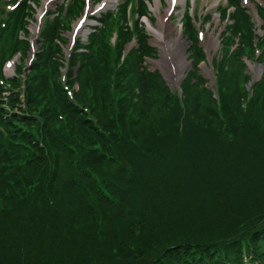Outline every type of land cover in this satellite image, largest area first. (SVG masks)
<instances>
[{
	"label": "trees",
	"instance_id": "1",
	"mask_svg": "<svg viewBox=\"0 0 264 264\" xmlns=\"http://www.w3.org/2000/svg\"><path fill=\"white\" fill-rule=\"evenodd\" d=\"M32 1L0 26L9 39L0 49V264H127L125 256L153 245H179L178 264H264V78L247 95L241 58L255 55L256 33L240 0L220 10L217 106L194 61L183 100L146 68L156 54L142 24H125L112 47L110 30L133 0L77 40L65 74L69 88L78 84L72 97L60 79L62 48L82 0L50 12L25 82L21 65L4 78V52L29 49L18 31H28ZM256 9L264 53V7ZM135 10L148 14L145 0ZM181 22L199 64L187 11ZM134 33L137 46L121 59Z\"/></svg>",
	"mask_w": 264,
	"mask_h": 264
},
{
	"label": "rangeland",
	"instance_id": "2",
	"mask_svg": "<svg viewBox=\"0 0 264 264\" xmlns=\"http://www.w3.org/2000/svg\"><path fill=\"white\" fill-rule=\"evenodd\" d=\"M12 0H0V26L3 25V22L5 20V14L9 13V12H13L11 11L15 5L11 2ZM64 0H38L36 2V5L34 6L33 1L30 2V4L33 6L32 7V15L31 18H33V21H31L29 27V30L27 32H25L24 34H20L18 32V34H20V38L27 40L28 44V38L31 39L32 43H34V45H30L29 44V49L27 51V53L21 57L20 56V60H19V54L16 53L13 56L10 55L9 57V51L7 50L6 52H4L3 56H4V60H3V64L2 67L4 69L5 72V76L4 78L8 79L10 77H12L13 75H15V73L17 72V66L21 65L22 66V70L19 72V76L21 78V83L25 82L26 79V75L29 73L31 65L34 61V54L36 52L37 46H38V33L40 30V26H41V22L43 20V17L40 18L39 21L36 20L37 15L39 14L40 11H42L45 15L46 11H49V14L46 16V18L44 19V21L51 16L50 12L54 11L56 9V5L62 3ZM120 1V0H119ZM118 1V2H119ZM168 1L169 0H160L159 3L157 4L156 0H153L152 3L149 5V11L150 14H139L136 10V1L133 0L132 2V9L130 10V12L128 13L129 9L126 10V15L125 16V20H122L120 18V21L118 24H114V26L111 28L110 30V35H109V41L110 44L113 46H115V43L119 40V37L121 35V31L123 32L125 30V24L128 25L129 30L134 28L135 26H137V23L142 24L143 27L146 28V34H147V41L149 43V45H151L154 50H155V56L152 57H146V58H152V59H148L145 63L146 68L150 71H158L162 78L164 79V84L166 86V88H168V90L170 91V93H174L176 94L179 99L183 100L184 98V83H185V79L189 73V71L192 68V64L191 61H194V67L195 66H199L198 67V74L200 76H202L205 79V88L206 90H209L211 93V97L215 100V104L217 106V103L220 99L219 97V91H220V82L218 79V73L217 70L215 68V66L213 65V60H218L219 58H221V52H220V47H221V40H220V33L226 29V26L224 25V23L226 24L227 22L224 21H220V15H219V6L222 5V0H192V6H188L189 8H187V10L190 11L191 16L195 15L196 17H198L200 14H202L201 16L198 17L197 23H195V27H194V31H197L198 36H199V40H200V46L202 47L201 49L204 50L203 54H204V59L201 60L198 64V57L197 55L193 54L192 57L190 58L189 55L191 53V51L189 52V39L188 37H186V34H188V31L181 27V16L186 8L185 6V0L183 1V3H179L176 5V7L174 8V10L172 11V14L166 18V22L169 23L170 25H172L175 30H177L178 32H180L184 43H183V56H184V60L187 62V66L182 70V72L180 73V75L178 76V79H175V82H170V80H168V78L163 74V72L161 71V67L156 65V61H159L160 58L163 57L164 55V50L161 48V45L159 43L154 42V38H155V34H153V32H150L147 28V26H145V24H143L141 22L144 20H150L152 22V24L157 27L158 23H159V17L158 15H163L168 7ZM251 2L244 3V0H242V4L244 7H246L247 11L252 15V30L255 31L256 35L253 37V42H254V46H255V55L252 56H247V55H243L242 56V62H243V73L247 75V79L245 81V87L248 90V94L247 95H251L254 93V87L255 85L262 79L264 78V53L262 52L261 48L259 46H257L259 39L262 38L263 35V31L262 30V20L260 18L257 17V9L255 10V6H261L260 5V1L261 0H250ZM117 2V0H108V2L104 5V7L102 8V10H100L98 12V15L102 12L107 11V7H113L115 5V3ZM94 3L96 4V2L94 1ZM92 4L91 0H86V6H85V12H90L91 15H96V11H94V9L97 8L98 4L95 5ZM85 5V4H83ZM135 5V6H134ZM213 5H215V7H212ZM65 6L64 5V11H65ZM254 7V8H253ZM262 7V6H261ZM218 11V12H217ZM30 13V12H29ZM120 13V10H119ZM118 13V15H119ZM207 13V14H206ZM90 15V16H91ZM139 15V16H138ZM144 15H146L148 17V19H146L145 17H143ZM209 16V19H207V17ZM35 18V20H34ZM142 18V19H141ZM78 19V18H77ZM76 19V20H77ZM76 20H73L72 23H70V26L68 28V30L65 32V36H66V41L63 45V55L66 61V64L69 61V57H70V50L72 48L71 46V42L73 40V38H80V40H85L86 35L88 29L86 28V25H83L84 23L87 24L89 21H85V20H81L80 21V25L81 28L78 29L77 33L74 34L73 36H71L72 34V30L71 29V24L73 25V23L76 22ZM137 22V23H136ZM40 23V24H39ZM94 22H91V24ZM39 24V26H38ZM36 25V26H35ZM33 26L38 27L37 30H33ZM225 26V27H224ZM183 28V30H182ZM133 30V29H132ZM184 32V34H183ZM174 35L176 33H173ZM202 34H212L214 37L217 38V44L215 46H211L210 50H207L205 43L203 41V39L201 38ZM137 34L134 33L132 39L128 40L127 42H124V48H123V53H122V57L121 59L132 49L135 48L137 46ZM31 37V38H30ZM37 40V41H36ZM108 41V38H107ZM8 42L9 39L8 37H6L3 33H0V49H3L5 47L8 46ZM74 42V40H73ZM238 44V38H235L234 44L231 46V49H233L236 45ZM17 52V51H16ZM208 52V53H207ZM2 54V51L0 52ZM15 53V52H14ZM68 54V56H66ZM260 55L262 57H260ZM113 58L114 56H111L110 58V62H113ZM12 60L13 63H17L16 66H14L12 68V72L9 71L7 69V64L8 61ZM250 64L253 65V67H255L254 69L251 68ZM65 65V62H64ZM69 67V64H67ZM203 65L209 69L210 74L206 73L203 69ZM202 66V67H201ZM68 67L66 69H68ZM194 69V68H193ZM66 71V70H65ZM60 79L63 82V86L69 91V93H71V97L73 95V88L74 90H78V84L76 82H74V85L72 86V89L69 88L66 85V75L65 72L64 73H60ZM5 81V80H4ZM4 81H0V83H4ZM5 86H8V83L5 84ZM21 91H22V87ZM264 90V87H263ZM3 94H8L7 91H4ZM164 96V95H163ZM21 97V101H23V96L20 94ZM179 245L176 246H170L168 248L165 249V251L161 248H156L155 245L151 246L149 248V250L145 251V252H139V251H133V253L125 256L127 257V264H178L179 262H181L183 260V257L181 256V253L179 251ZM141 260H143V262H141ZM123 264L124 261H123ZM185 264H189V263H185Z\"/></svg>",
	"mask_w": 264,
	"mask_h": 264
},
{
	"label": "bare ground",
	"instance_id": "3",
	"mask_svg": "<svg viewBox=\"0 0 264 264\" xmlns=\"http://www.w3.org/2000/svg\"><path fill=\"white\" fill-rule=\"evenodd\" d=\"M184 0H169L168 7L163 15H158L159 23L155 27L152 22L147 20V28L150 32L155 34L154 42L159 43L161 48L164 50V55L159 61H156V65L161 67L163 74L170 80V82H175L182 70L187 66V62L184 60L183 56V43L184 40L177 30L166 22L177 4L183 3ZM249 3V0H245ZM157 4L159 3L156 0ZM173 33H176L175 35ZM207 50H210L211 46L217 44V38L212 34H202L201 35ZM251 68L254 69L252 64ZM202 67V66H201ZM11 63L7 64V69L12 70ZM203 69L206 73L210 74V71L203 65ZM12 72V71H11Z\"/></svg>",
	"mask_w": 264,
	"mask_h": 264
}]
</instances>
